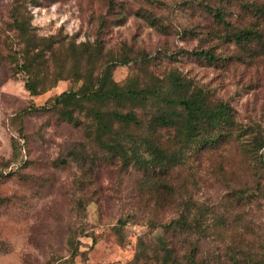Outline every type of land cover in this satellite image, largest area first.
Masks as SVG:
<instances>
[{
	"label": "rangeland",
	"instance_id": "obj_1",
	"mask_svg": "<svg viewBox=\"0 0 264 264\" xmlns=\"http://www.w3.org/2000/svg\"><path fill=\"white\" fill-rule=\"evenodd\" d=\"M251 2L264 0H0V58L16 47L11 13L17 8L38 36L99 40L105 52L127 53L130 61L113 70L117 83L133 78L146 84L178 71L212 101H226L238 123L264 136V46L254 51L252 42L246 51L223 38L252 22L245 8ZM213 11L230 25L217 24ZM258 28L264 35L263 24ZM200 49L215 57L186 53ZM141 53L149 58L141 59ZM24 83V73L13 75L5 61L0 67V264H62L70 236L81 252L73 264H125L140 235L153 242L162 232L154 225L178 215L181 196L192 214L200 213L187 249L197 244L199 256L211 264L264 261V154L247 155L235 140L201 151L172 171L168 201L146 199L134 167L105 157L76 160L79 152L90 153L82 148L87 140L80 126L54 113L27 111L30 100L51 105L70 88L83 93L81 80H60L33 99ZM13 139L21 145L19 159L13 158ZM127 216L131 220L117 230L118 220ZM234 253L240 254L232 260Z\"/></svg>",
	"mask_w": 264,
	"mask_h": 264
},
{
	"label": "trees",
	"instance_id": "obj_2",
	"mask_svg": "<svg viewBox=\"0 0 264 264\" xmlns=\"http://www.w3.org/2000/svg\"><path fill=\"white\" fill-rule=\"evenodd\" d=\"M245 8L253 16L252 22L226 32L223 38L246 51L255 42L256 51L258 46H264V35L258 28L260 24L264 27V2H251ZM141 15L152 25L158 24L149 13ZM212 15L217 24L230 25L221 12L213 11ZM11 26L17 37L16 47L9 48L5 55L8 58H0V67L6 61L13 75L23 72L24 85L32 99L67 78L81 80L87 89L83 93L74 88L63 91L51 105L35 106L30 100L27 111L54 113L73 126H80L87 140L82 148H88L90 153L79 152L76 160L97 161L105 157L134 167L141 172L142 195L146 199L168 201L170 175L175 168L199 152L218 148L230 140L237 141L245 154L262 158L264 136L253 134L238 123L226 101H212L207 91L182 73L171 70L146 84L133 78L117 83L113 70L130 61L127 53L115 56L105 52L99 40L63 42L53 36H38L29 26L28 16L17 8L12 10ZM186 53L197 58L215 57L210 49ZM140 56L143 60L149 58L143 53ZM20 151L21 145L13 139L14 159H19ZM180 203L182 207L175 218L154 225L162 232L153 242L145 235L137 238L134 255L125 264H211L199 256L197 244L187 249V235L199 228L200 213L192 214L193 209L185 205L183 196ZM129 220L131 216L119 219L117 230ZM67 248L69 254L62 258V264H73L81 254L79 241L70 236ZM238 254H232L231 259ZM259 262L264 264L263 260ZM243 264L253 261L245 260Z\"/></svg>",
	"mask_w": 264,
	"mask_h": 264
}]
</instances>
